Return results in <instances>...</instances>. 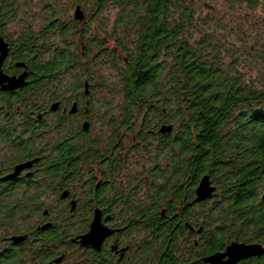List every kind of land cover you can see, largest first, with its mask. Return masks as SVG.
I'll use <instances>...</instances> for the list:
<instances>
[{
	"label": "flooded vegetation",
	"instance_id": "af4514ba",
	"mask_svg": "<svg viewBox=\"0 0 264 264\" xmlns=\"http://www.w3.org/2000/svg\"><path fill=\"white\" fill-rule=\"evenodd\" d=\"M53 1L0 0V264H205L194 131L127 124L97 63L120 51Z\"/></svg>",
	"mask_w": 264,
	"mask_h": 264
},
{
	"label": "trees",
	"instance_id": "16d2710c",
	"mask_svg": "<svg viewBox=\"0 0 264 264\" xmlns=\"http://www.w3.org/2000/svg\"><path fill=\"white\" fill-rule=\"evenodd\" d=\"M191 1L85 0L95 16L116 10L106 38L122 57H114L110 67L99 58L100 74L120 72L116 83L125 91L119 106L128 111L127 124L143 115L150 118L146 112L136 115L138 109L154 110L155 117L194 131L195 174L208 175L216 188L210 209L196 212L206 234L197 253L207 258L232 243L264 250V79L247 81L235 62L209 64L199 55L207 48L204 39L192 49L187 38L195 28ZM230 1L264 10V0ZM96 44L102 50L104 38ZM255 44L264 60V40ZM248 262L264 264V252Z\"/></svg>",
	"mask_w": 264,
	"mask_h": 264
},
{
	"label": "rangeland",
	"instance_id": "374dc122",
	"mask_svg": "<svg viewBox=\"0 0 264 264\" xmlns=\"http://www.w3.org/2000/svg\"><path fill=\"white\" fill-rule=\"evenodd\" d=\"M22 1V0H20ZM68 3H81L85 5V0H66ZM35 5L45 6L55 2L52 0H33ZM194 11L192 31H187V38L192 49H196V43L204 39L207 48L199 52L200 57L204 58L209 64L215 62L229 66L237 63L238 71L247 81L259 82L264 79V60L258 56L260 48L255 47V43L264 40V10L260 7L253 11L245 3H232L230 0H192ZM75 5L68 9L71 14L75 12ZM116 10L104 12L101 16H95L91 12L88 14L87 27L98 31L99 37L106 38V33L113 32V22ZM103 25L106 27L104 28ZM259 38L260 41H257ZM250 49L249 47H252ZM114 41L111 39L109 48H114ZM250 49V50H249ZM122 57V56H120ZM218 61V62H216ZM101 69H103L102 65ZM117 67L122 69L123 62H118ZM120 72L103 71L104 80L109 77L114 78V83L109 87L116 98V104L123 103L125 88L118 80Z\"/></svg>",
	"mask_w": 264,
	"mask_h": 264
},
{
	"label": "water",
	"instance_id": "95a60500",
	"mask_svg": "<svg viewBox=\"0 0 264 264\" xmlns=\"http://www.w3.org/2000/svg\"><path fill=\"white\" fill-rule=\"evenodd\" d=\"M76 18H83V11L81 8L76 10ZM171 127H165L163 132H170ZM216 192V188L210 183L209 177L203 178L200 186L197 189V202L204 201L212 197ZM95 230V228H93ZM263 247L260 245H247L242 243H232L226 248L225 252L215 253L202 261L205 264H238L242 261L262 255Z\"/></svg>",
	"mask_w": 264,
	"mask_h": 264
}]
</instances>
